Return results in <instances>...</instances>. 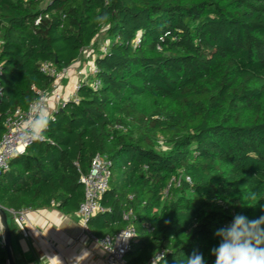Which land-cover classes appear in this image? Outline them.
I'll list each match as a JSON object with an SVG mask.
<instances>
[{"label":"trees","instance_id":"16d2710c","mask_svg":"<svg viewBox=\"0 0 264 264\" xmlns=\"http://www.w3.org/2000/svg\"><path fill=\"white\" fill-rule=\"evenodd\" d=\"M87 56L97 72L77 101L0 177L11 233L12 211L79 212L101 155L111 177L95 238L133 227L127 264L194 251L214 264L217 230L264 216V0H0V142L7 115L53 87L42 64L61 72Z\"/></svg>","mask_w":264,"mask_h":264},{"label":"built area","instance_id":"2783aa9c","mask_svg":"<svg viewBox=\"0 0 264 264\" xmlns=\"http://www.w3.org/2000/svg\"><path fill=\"white\" fill-rule=\"evenodd\" d=\"M105 51L106 49H104V52ZM91 68L92 73L95 74L97 69L94 65H92ZM40 69L43 74L54 79V84L51 90L40 93L39 99H43L46 104H48L50 100H54L60 104L63 103L62 107L67 101H77V92L80 88L81 82L74 87L71 95L63 102L60 85L68 74V69L60 72L48 63L42 64ZM2 75L3 68L0 64V84ZM79 75L84 76L83 80H86L88 77L87 73L79 72ZM91 86L97 90L100 87V82L96 81ZM1 96L2 92L0 89V98ZM28 109L26 111L18 109L13 113L8 114L5 119V132L0 142V177L9 170L10 163L15 157L24 154L26 148L35 143H25L20 131L25 126L24 122L28 116ZM110 167L111 163L106 157L97 155L92 160L89 174L82 176L80 179V182L84 186V201L79 208L78 214L81 218L82 228L86 232H90L88 227L89 220L96 214L105 213L107 211V209L101 205L100 201L109 188V180L111 177ZM185 181L191 184V179L189 177H186ZM26 212L27 211L11 212L15 224L25 236H27L24 228ZM128 218L129 216L125 215V219ZM135 236L136 230L133 227H129L117 235L105 236L102 239H96L98 245L106 255L105 264H127L126 254L129 251L130 244ZM162 254L163 253L158 254L157 257L151 261V264H154L162 256ZM6 264H9V261H7Z\"/></svg>","mask_w":264,"mask_h":264},{"label":"crops","instance_id":"0c3cea01","mask_svg":"<svg viewBox=\"0 0 264 264\" xmlns=\"http://www.w3.org/2000/svg\"><path fill=\"white\" fill-rule=\"evenodd\" d=\"M83 67L77 62L68 69L60 85L63 102L74 86L84 79L83 75L78 76L79 72L86 73ZM62 104L50 100L47 106L54 116ZM24 228L27 236L17 226L12 233L16 264H105V253L97 238L83 230L78 212L66 215L56 208L29 210ZM0 237L2 239L1 233Z\"/></svg>","mask_w":264,"mask_h":264},{"label":"clouds","instance_id":"9594fccd","mask_svg":"<svg viewBox=\"0 0 264 264\" xmlns=\"http://www.w3.org/2000/svg\"><path fill=\"white\" fill-rule=\"evenodd\" d=\"M97 21L108 19L107 14L97 16ZM54 120L52 112L43 99L30 103L25 126L20 130L25 143L44 142L50 122ZM255 199V195L251 197ZM221 240L217 247L211 249L215 256L214 264H264V216L249 220L237 214L231 224L216 232ZM184 264H205L203 254L194 251L186 257Z\"/></svg>","mask_w":264,"mask_h":264},{"label":"water","instance_id":"95a60500","mask_svg":"<svg viewBox=\"0 0 264 264\" xmlns=\"http://www.w3.org/2000/svg\"><path fill=\"white\" fill-rule=\"evenodd\" d=\"M0 233L2 243L8 255L9 264H16L13 258L12 233L9 227L7 213L2 207H0Z\"/></svg>","mask_w":264,"mask_h":264},{"label":"rangeland","instance_id":"374dc122","mask_svg":"<svg viewBox=\"0 0 264 264\" xmlns=\"http://www.w3.org/2000/svg\"><path fill=\"white\" fill-rule=\"evenodd\" d=\"M86 62H85V64H84V67H83V69H85L86 70V73H87V75H89L90 73H92V68H91V66H92V64H91V66L89 65V63H91V61H90V58L87 56V58H86ZM78 72V71H77ZM78 76H79V73H78ZM78 84V83H77ZM75 87V86H74ZM74 90V88L72 89V91ZM71 91V92H72Z\"/></svg>","mask_w":264,"mask_h":264}]
</instances>
